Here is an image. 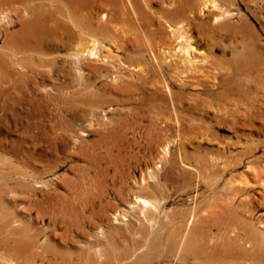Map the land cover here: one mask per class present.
<instances>
[{
	"label": "rangeland",
	"instance_id": "1",
	"mask_svg": "<svg viewBox=\"0 0 264 264\" xmlns=\"http://www.w3.org/2000/svg\"><path fill=\"white\" fill-rule=\"evenodd\" d=\"M0 264H264V0H0Z\"/></svg>",
	"mask_w": 264,
	"mask_h": 264
},
{
	"label": "bare ground",
	"instance_id": "2",
	"mask_svg": "<svg viewBox=\"0 0 264 264\" xmlns=\"http://www.w3.org/2000/svg\"><path fill=\"white\" fill-rule=\"evenodd\" d=\"M146 203V202H145Z\"/></svg>",
	"mask_w": 264,
	"mask_h": 264
}]
</instances>
